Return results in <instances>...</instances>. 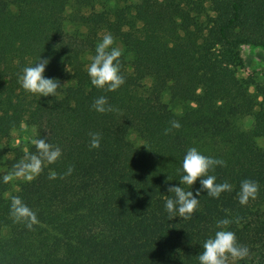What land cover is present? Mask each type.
Returning a JSON list of instances; mask_svg holds the SVG:
<instances>
[{"label": "trees", "instance_id": "trees-1", "mask_svg": "<svg viewBox=\"0 0 264 264\" xmlns=\"http://www.w3.org/2000/svg\"><path fill=\"white\" fill-rule=\"evenodd\" d=\"M99 3L0 0V126L10 132L24 125L32 140L46 138L61 149L31 182L4 183L0 173V264H199L204 242L220 230L248 247L249 256L238 262L260 264L264 147L255 140L264 138V85L236 78L234 69L241 65L238 46L264 52V0H136L97 9ZM105 34L114 38L112 47L132 54L129 71L119 58L125 83L115 92L95 88L90 78L71 83V68L85 56L91 63ZM39 58L49 60L44 77L59 81L54 97L21 86L23 69ZM100 96L115 110L97 113L92 104ZM247 118L252 122L244 128ZM173 120L181 127L165 135ZM90 133L101 135L98 149H90ZM129 133L143 146L134 147ZM191 147L225 161L209 174L232 190L195 197L198 180L189 189L199 199L192 218L169 220L167 188L182 186ZM35 152L33 143L6 145L0 170L10 173ZM53 171L57 179L50 180ZM245 179L257 182L259 193L242 206ZM13 195L36 213L32 230L13 221ZM222 219L231 223L217 228Z\"/></svg>", "mask_w": 264, "mask_h": 264}, {"label": "clouds", "instance_id": "clouds-1", "mask_svg": "<svg viewBox=\"0 0 264 264\" xmlns=\"http://www.w3.org/2000/svg\"><path fill=\"white\" fill-rule=\"evenodd\" d=\"M114 38L111 34H105L102 41L98 43L95 49V55L90 57L91 63L87 67V73L90 83L97 89L106 92H115L125 83L124 78L120 75V60L122 52L119 48L112 47ZM49 60L40 59L33 66L23 69L20 76L22 88L33 95L39 97L55 96L57 89L60 88L59 81L45 78L44 72ZM92 108L100 114L112 112L115 109L108 104L106 97H98L92 104ZM171 127L165 129V135L169 134L172 129L181 127L178 121H171ZM90 149L100 147L101 135L99 133H90ZM46 138L33 139L36 152L27 154L24 159L20 160L13 166V170L4 175V183L14 179H23L31 182L36 179L43 171L45 165L54 164L61 156V149L54 147ZM215 166H226L225 161L210 158L202 155L197 148L191 147L187 150L183 158V173L180 176V185L167 188L168 193L172 196L165 200V210L169 220L179 217L183 220H189L199 206V199L194 198L193 192L189 189L199 180L201 188L196 191L195 197H199L201 191H205L207 196L219 198L221 193L230 192L232 185L228 182L216 183V177L210 175ZM73 169L70 167L65 175H70ZM61 179L64 176H60ZM49 179H57V174L53 171L49 173ZM184 186H187L185 189ZM259 193L257 182L245 179L242 181L239 192V203L247 205L249 200H255ZM11 206L10 215L15 223H23L32 230L33 225L39 223L36 213L31 210L19 196H10ZM231 221L222 219L217 222V228H226ZM249 256V249L237 242L236 236L232 231L220 230L215 233L214 238L207 239L203 244V252L199 255V264H236L237 261L243 260Z\"/></svg>", "mask_w": 264, "mask_h": 264}, {"label": "rangeland", "instance_id": "rangeland-1", "mask_svg": "<svg viewBox=\"0 0 264 264\" xmlns=\"http://www.w3.org/2000/svg\"><path fill=\"white\" fill-rule=\"evenodd\" d=\"M136 0H100V3L97 6V9H111L113 7H122L124 5L133 4ZM9 10L11 12H14L15 9L12 5H9ZM64 30L66 32L71 33L73 31V27L66 24L64 26ZM79 32H83L81 28L78 29ZM116 48H119L122 52L123 58L126 61V67L127 71H129V64L132 58V54L130 51L126 50L125 48L117 45ZM238 56L241 62V65L236 67L234 69V74L236 78L238 79H249L251 80L255 85H264V52L254 46L250 45H240L237 47ZM90 65L89 63V57L85 56L83 60V64L77 65L71 68V83L76 82H83L87 78H89L87 73V67ZM147 83V82H146ZM248 92L249 94L255 96V90L254 85L248 86ZM255 99L260 102L261 97H255ZM161 101L164 103L168 102L167 95L165 93L161 96ZM262 108L264 109V101H261ZM171 111L175 114H179L180 109L177 107H173L171 105H168ZM251 119L247 118L243 121V127L248 128L251 124ZM127 140L136 148H140L143 146V141L134 133H129L127 135ZM256 144L259 147H264V138H257L255 140ZM32 143V129L21 125L17 130L7 132L0 126V155L6 147L8 146H14L17 144L22 145L23 147H26ZM0 173L4 176L8 174L4 170H0ZM23 179H14L10 181L12 185L14 183L21 181ZM260 264H264V249H262V252L260 253ZM236 264H241V262H236ZM255 264V262H253Z\"/></svg>", "mask_w": 264, "mask_h": 264}]
</instances>
